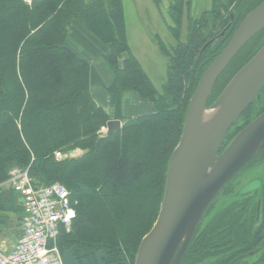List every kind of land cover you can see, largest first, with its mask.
I'll use <instances>...</instances> for the list:
<instances>
[{
	"label": "trees",
	"instance_id": "16d2710c",
	"mask_svg": "<svg viewBox=\"0 0 264 264\" xmlns=\"http://www.w3.org/2000/svg\"><path fill=\"white\" fill-rule=\"evenodd\" d=\"M176 1L183 5V0ZM263 1L242 0V5L235 6L234 20L230 27L223 25L227 31L215 46L194 36L192 27L173 55L159 43L171 69L163 93L157 94L130 52L122 0H35L29 5L23 0H0V185L12 168H20L44 185L59 183L70 192L77 203L76 217L70 233H62L57 240L63 264H134L138 245L159 212L167 162L182 132L187 99L241 20ZM177 8L174 5L171 10L178 12ZM77 20L111 47L104 60L113 73L107 94L117 111L114 119H122L119 108L127 92L152 103L150 113L105 139H99L98 132L111 118L92 105L90 64L67 46ZM175 24L170 30L178 39V18ZM263 42L264 30L222 73L209 104ZM241 57L246 58L232 69ZM252 105L237 121L241 125H235L226 137L224 147L259 114L251 115ZM74 150L86 153L75 159H54L56 152ZM231 211L234 206L197 229L180 264H196L203 251L207 256L218 244L216 238L221 242L223 233L231 245L227 260L245 257L255 249L261 238L239 231L244 213L239 210L232 215ZM221 227L227 229L220 236ZM119 240L125 249L116 245ZM261 252L257 264H264V249Z\"/></svg>",
	"mask_w": 264,
	"mask_h": 264
},
{
	"label": "water",
	"instance_id": "95a60500",
	"mask_svg": "<svg viewBox=\"0 0 264 264\" xmlns=\"http://www.w3.org/2000/svg\"><path fill=\"white\" fill-rule=\"evenodd\" d=\"M262 30L264 1L245 15L202 73L189 99L178 144L167 162L156 221L140 241L134 264H178L209 205L263 148L264 112L241 129L225 147L224 144L236 122L258 102L264 89V42L209 104L222 73ZM120 129L119 120H110L99 139L110 137ZM69 154L71 159L83 155L78 150Z\"/></svg>",
	"mask_w": 264,
	"mask_h": 264
},
{
	"label": "rangeland",
	"instance_id": "374dc122",
	"mask_svg": "<svg viewBox=\"0 0 264 264\" xmlns=\"http://www.w3.org/2000/svg\"><path fill=\"white\" fill-rule=\"evenodd\" d=\"M241 1L242 0H183V5L179 7L176 0H123L127 43L130 52L140 63L157 94L163 93L167 73L171 69L169 66L170 59L160 50L159 43L164 46L167 54L173 55V51L178 45L177 43L185 41L188 28L192 27L194 36L198 34L204 37V39L207 40L206 42L211 40L207 46L210 45L212 47L217 45L224 32L227 31V28L223 29V25L226 26L228 24L229 27L231 26L233 9L235 6H239ZM228 2L231 3L230 6ZM29 3L30 2H28V5ZM246 3L247 2H245L244 5ZM174 5H177L178 12H173L171 10ZM219 6L222 8H219ZM228 16H230V20L227 19ZM176 18H178L180 22V36L178 39H175L174 34L170 30L175 27ZM213 18H215V21H212ZM227 20L228 22H226ZM219 21H222L220 25H218ZM69 35H71L74 40L70 38L67 46L79 57L84 55L87 56V54L96 57L95 48L92 44L86 42L87 39L80 38L76 33H73V31H70ZM76 45H78V50L74 49ZM98 56H100L99 53H97V57ZM100 58L104 60L103 56H100ZM245 58L246 57H241L240 61L236 62L231 68L235 70L239 66L238 64L241 60H245ZM104 64L107 66V63L104 62ZM189 99H187L188 102ZM139 101L142 103L141 105L145 107L143 109L144 112H148L150 109H148L147 106H150V104L152 105L151 102L140 99L137 94L133 92L124 94L119 108L121 120L124 125L134 119L131 118L132 116L136 117ZM263 105L264 101L260 103L259 98L258 102H255L252 108L258 110ZM116 113L117 111L113 107L112 113L109 114L110 118L116 116ZM235 125L239 127L241 122H236ZM105 130L106 126L102 127L98 135H102ZM85 152L86 151L80 150L79 154L84 155ZM232 182L234 184L236 183L234 193L226 196L219 194L213 202L212 206L214 210L210 216H213V214L217 213L222 208L240 199L242 195L260 191V185L264 183V169L261 166L245 168L238 173ZM208 218H206V220ZM116 245H119V247L123 249V240H119ZM126 252L129 251L126 250Z\"/></svg>",
	"mask_w": 264,
	"mask_h": 264
},
{
	"label": "built area",
	"instance_id": "2783aa9c",
	"mask_svg": "<svg viewBox=\"0 0 264 264\" xmlns=\"http://www.w3.org/2000/svg\"><path fill=\"white\" fill-rule=\"evenodd\" d=\"M54 157L60 161L71 155L56 152ZM4 185L19 197L23 217L22 235L9 253L0 252V264H63L57 240L70 232L76 217L70 192L59 183L44 185L20 168L9 171Z\"/></svg>",
	"mask_w": 264,
	"mask_h": 264
},
{
	"label": "crops",
	"instance_id": "0c3cea01",
	"mask_svg": "<svg viewBox=\"0 0 264 264\" xmlns=\"http://www.w3.org/2000/svg\"><path fill=\"white\" fill-rule=\"evenodd\" d=\"M25 3L26 1L23 0ZM31 3V2H30ZM29 3V4H30ZM28 4V2L26 3ZM123 4V0H122ZM124 9V5H123ZM125 16V10H124ZM73 33H76L80 38L87 39L86 42L92 44L95 48L96 57L87 54V56H81L82 59L89 62V92L91 96L92 105L94 107L102 108L108 115L112 113L113 107L110 105L109 97L107 94V89L113 79V73L111 68L106 66L105 60L100 58V56L106 57L111 52V47L98 38H96L92 33H90L82 21H75L72 24ZM126 39H127V30L125 24ZM75 35V34H74ZM74 40L71 35H69L68 40ZM69 42L67 41V44ZM75 50H78V45L74 47ZM97 53L100 56L97 57ZM134 57V56H133ZM135 58V57H134ZM136 59V58H135ZM137 60V59H136ZM138 61V60H137ZM104 76V77H103ZM126 97V96H125ZM125 99V98H124ZM140 102V101H139ZM137 105L136 117L144 114H148L152 111V105H146L148 107V112H144V106L140 102ZM151 107V108H150ZM143 113V114H142ZM132 116L131 118H136ZM111 120H118L111 118ZM121 122V128L124 123ZM80 151V150H78ZM22 207L20 199L15 195L7 185H0V252L9 253L18 238L22 235Z\"/></svg>",
	"mask_w": 264,
	"mask_h": 264
},
{
	"label": "flooded vegetation",
	"instance_id": "af4514ba",
	"mask_svg": "<svg viewBox=\"0 0 264 264\" xmlns=\"http://www.w3.org/2000/svg\"><path fill=\"white\" fill-rule=\"evenodd\" d=\"M233 20H234V17L232 21ZM261 94L262 95L260 96V103H263L264 94L263 93ZM263 112H264V105L258 110H255L254 108H252L251 115H256L259 113L258 115L254 116L256 118ZM257 166H261L264 169V146L251 160H249L230 179V181L224 186V188L220 191L219 194L222 196L233 194L236 183L234 184L232 180L238 175V173L241 170L245 168H252V167H257ZM213 202L209 205L206 212L204 213L200 223L198 224L196 228V231L203 225H206L219 212L218 211L217 213L213 214V216H210L212 211L214 210L212 206ZM230 206H234V212L239 211V210L243 211L244 213V218L242 219L243 222L242 224L240 223V226L238 227V229L239 231L246 230L250 236H254L255 234H258L261 239L259 240L257 246H255V249L253 251H249L245 257L244 256L239 257L233 261L227 260L229 259L228 256L230 254L229 249L231 245L226 244L227 243V240L225 239L227 236L226 233H223V235L221 234V232L226 231L225 229H227V227H221L218 231L219 233L218 235L220 236L222 235L220 239L221 242H219L218 240L220 237L218 239L216 238L215 241H218V244L216 246H213V248L209 250L207 256H205L206 255L205 251H203L202 256L199 258L200 260H195L196 264H257L259 260H261V257H262L261 250L264 249V183L260 185V191H255L254 193L242 195L240 199L232 202L231 204L222 208L221 210H224L225 208H228ZM234 212L231 211L230 213L233 215ZM231 214L229 215L232 216ZM206 218L208 219L206 220ZM228 220L229 219H227V221ZM181 259L178 262V264H180Z\"/></svg>",
	"mask_w": 264,
	"mask_h": 264
},
{
	"label": "bare ground",
	"instance_id": "6f19581e",
	"mask_svg": "<svg viewBox=\"0 0 264 264\" xmlns=\"http://www.w3.org/2000/svg\"><path fill=\"white\" fill-rule=\"evenodd\" d=\"M207 115H210L209 113H206Z\"/></svg>",
	"mask_w": 264,
	"mask_h": 264
}]
</instances>
